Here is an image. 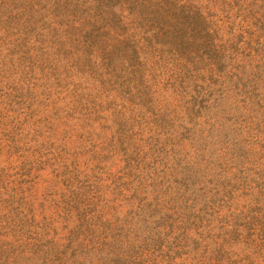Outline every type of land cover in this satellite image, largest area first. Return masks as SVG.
<instances>
[{"label": "rangeland", "instance_id": "rangeland-1", "mask_svg": "<svg viewBox=\"0 0 264 264\" xmlns=\"http://www.w3.org/2000/svg\"><path fill=\"white\" fill-rule=\"evenodd\" d=\"M0 264H264V0H0Z\"/></svg>", "mask_w": 264, "mask_h": 264}]
</instances>
